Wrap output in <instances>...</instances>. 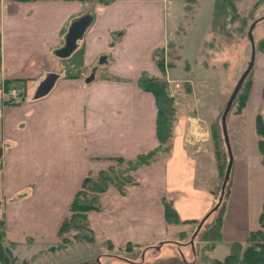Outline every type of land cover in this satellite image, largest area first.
I'll use <instances>...</instances> for the list:
<instances>
[{"label": "crops", "instance_id": "1", "mask_svg": "<svg viewBox=\"0 0 264 264\" xmlns=\"http://www.w3.org/2000/svg\"><path fill=\"white\" fill-rule=\"evenodd\" d=\"M168 4L169 0H111L95 6L87 0H0V81L24 95L16 102L0 95V220L2 241L12 256L24 258L21 252L30 247L39 253L42 239L57 237L88 173L158 146L155 99L138 86V78L143 73L174 81L184 70L174 63L164 74L153 55L165 33ZM86 13L88 24L69 54L60 57L56 52L65 44L69 28ZM262 57L264 52L258 57L264 61ZM75 61L77 71L71 68ZM65 69L73 73L66 76ZM257 73L243 108L245 135L236 144L239 154L231 159L221 239L207 257L217 248L227 254L231 242L245 245L248 233L258 227L264 165L254 116L260 115L264 125V69ZM47 77L52 82L40 94ZM249 113L252 121H247ZM185 125L186 119L178 120L172 128L163 157L132 172L136 185L124 194L112 186L98 194L99 208L87 211L86 220L99 247L137 243L143 245L136 248L141 260L149 244L159 242L160 249L162 241L186 233L191 225L167 224L163 197L180 221L200 220L213 205L216 188L200 182L199 156L190 155L182 140ZM99 254L110 264L113 259H120L117 264L136 262Z\"/></svg>", "mask_w": 264, "mask_h": 264}, {"label": "rangeland", "instance_id": "2", "mask_svg": "<svg viewBox=\"0 0 264 264\" xmlns=\"http://www.w3.org/2000/svg\"><path fill=\"white\" fill-rule=\"evenodd\" d=\"M105 1L108 0H87V4L95 6ZM211 4V0H169L166 10V29L156 53L160 56L164 74L174 63L177 69L184 68L183 71H180V78L174 77V81H168L162 76L167 85V95L171 98V133L178 120L186 119L194 125L197 121V124L202 127L204 137L195 138L196 141L189 143L186 149L190 155L199 156L198 164L202 170L200 182L220 188L226 152L220 137L217 141L212 138V127L218 128L225 102L250 59L251 45L247 30L250 23L258 19L260 20L251 29L252 44L255 48L253 59L255 65L252 64L247 92L253 78L256 79L259 69H264L262 66L264 61L258 58L264 52V49L258 47L259 42L264 39V18H261L264 17V0H237L235 2L237 15L233 19L227 20L224 28H219L222 29L219 31H210L209 29ZM84 16L90 17L88 13ZM178 59H182L180 64L183 65L178 63ZM243 87L240 91L244 90ZM23 96L22 93V99ZM237 104L236 99L225 115L226 134L231 157L234 156V158L239 154L236 146L237 141L240 140L241 135H245L242 126L245 121L243 113L245 106L235 113ZM250 115L252 114L249 113L247 121H252ZM200 132L201 129L198 127L197 134H194L200 137ZM241 141H243L242 136ZM164 155V151L158 150L153 158L156 156L161 158ZM143 165L145 164L137 162L116 163L112 166V175H117L115 177L119 178L125 177L137 183L132 172ZM128 188H132V186ZM195 228L196 224L187 225L186 233L180 231L175 234V239L162 241L160 249L157 248L159 242L154 241L141 255L144 256L141 260L140 250H136V248L143 247V245L125 243V245L113 247L110 243H103L102 247H99L100 245L93 239L89 242L76 239L70 229L56 238L42 239L39 253H36L37 249L30 247L26 252H21L24 258H16L8 251V262L9 264H99L100 262L110 264L109 260H103L102 255L99 254L102 252L110 253L113 257H130V260L136 261L134 264H175V262H191L193 260L198 264H205L208 259L203 258V255L207 257V251L203 252L204 254L198 251L202 245L197 242L198 235L192 237L193 245L189 244ZM77 235L87 237L89 234L82 232ZM62 237H65V242L62 241ZM173 241H177L179 245L176 246L172 243ZM1 242L7 249L8 245L4 239ZM192 247H195V257ZM225 254L217 248L210 252L209 258L220 259ZM29 257L30 259L27 261ZM111 261L113 264H117L120 259Z\"/></svg>", "mask_w": 264, "mask_h": 264}, {"label": "trees", "instance_id": "3", "mask_svg": "<svg viewBox=\"0 0 264 264\" xmlns=\"http://www.w3.org/2000/svg\"><path fill=\"white\" fill-rule=\"evenodd\" d=\"M111 0L105 1L102 4H106ZM192 1V0H185ZM211 13L209 20V29L210 31H219L222 30L225 26V23L229 19H233L236 15V7L235 2L237 0H211ZM262 19L264 17H261ZM260 20V19H258ZM257 20V21H258ZM256 21V22H257ZM223 27V28H222ZM222 28V29H219ZM259 48L264 49V39L261 40L258 44ZM255 50V48H254ZM157 51L153 52V55L158 57L156 63L162 71L160 56L157 55ZM71 68L79 70L77 67V61L71 64ZM252 66L248 70V72L243 77L237 91L233 99L231 100L230 106L237 99L238 104L235 108V113H238L246 103V98L248 95L247 87L250 84V71ZM65 75L70 76L73 72L66 70ZM7 86V83L5 84ZM138 86L150 92L155 99L156 103V121H155V132L156 139L158 142V146L154 149L147 151L146 153L139 154L131 159H122L117 158L116 163L121 162H137L141 164H146L149 159H152L154 154L158 151L166 152L168 150V142L171 137V119H172V111H171V98L167 95V85L165 80L162 77H153L148 76L146 74H141L138 78ZM244 86V87H243ZM243 87L244 90L240 91ZM250 88V87H249ZM23 93V90H20ZM230 108V107H229ZM229 110V109H228ZM254 127L257 135V148L259 154L262 156V164L264 165V125L261 120L260 115L256 114L254 118ZM212 138L214 141L219 140V137L224 145V149L226 152V162L224 166L227 165L228 153L225 146L223 133L221 130V126L215 129V126L212 127L211 132ZM167 144V145H166ZM230 172V171H229ZM224 173V172H223ZM117 176V175H115ZM112 175V167L107 168L106 170H99L95 174L88 173L82 180L80 187L74 194L69 206L66 215L64 216L58 230L57 236H61L63 233L72 229L73 236H76V239L84 240V241H92V233L88 226L86 220V212L90 210H98V194L106 190L109 186H112L118 190L120 194H124L126 189L129 186L136 185L133 180H128L125 177L119 178ZM229 178V177H228ZM219 188L217 187L214 191L215 200L213 205L207 211V213L200 220H187L180 221L177 218V215L171 206L170 202L166 198H162V204L164 209V220L167 224H179V223H189L196 224V226L200 223L199 228L195 233V237L198 235L197 242L202 245L199 248V252L209 251L216 242L221 239V220L222 214L224 211V199L228 194V179L224 186V191L221 200L218 202L217 198L219 195ZM205 225V226H204ZM203 228V229H202ZM264 194H263V203L262 209L258 217V227L254 230H251L247 238L245 240V245H242L239 242H231L229 245V250L227 254H225L221 259L209 258L203 255V258H207V262L205 264H264ZM88 233L87 237L78 236L77 233ZM182 233V232H181ZM180 233V234H181ZM4 235L2 228V221L0 220V264H9V252L2 245V237ZM62 241L65 242V237L61 238ZM166 242V241H165ZM193 245V242H192ZM193 255L195 257V247L193 248ZM204 254V253H203ZM174 264V263H172ZM175 264H198L195 260L191 262H175Z\"/></svg>", "mask_w": 264, "mask_h": 264}, {"label": "water", "instance_id": "4", "mask_svg": "<svg viewBox=\"0 0 264 264\" xmlns=\"http://www.w3.org/2000/svg\"><path fill=\"white\" fill-rule=\"evenodd\" d=\"M89 17L88 16H83L81 17L79 20H77L75 23H73L71 25V27L69 28L67 37H66V41L65 44L59 48L57 50V55H59L60 57H64L67 56L69 54V52L71 51L72 47H73V42L74 40L80 36V34L83 32V30L85 29L86 25L89 22ZM257 20H254L252 23H250L249 28L247 30V36L249 38L250 41V45H251V55H250V59L245 67V69L243 70V72L241 73L240 77L238 78V80L235 83V86L233 87L227 101L225 102L224 108L222 110L221 113V117H220V126H221V130L223 133V138H224V142H225V146L227 149V153H228V160H227V165L225 167L222 179H221V183H220V190H219V195L217 198V201L219 202L222 198L223 195V191H224V186L226 184V181L229 177V171H230V165H231V153H230V147H229V143H228V138H227V134H226V128H225V115L230 107V103L231 100L233 99L235 92L237 91L241 81L243 80V77L245 76V74L248 72V70L250 69V67L253 64V59H254V47L252 44V39H251V29L254 27L255 23ZM52 79L47 77L45 79L44 84L41 87V91L40 94L45 93V91L48 89L49 85L51 84ZM200 223L196 226L195 230L193 231L192 235H191V239L189 241V244H192V237L195 235L197 229L199 228Z\"/></svg>", "mask_w": 264, "mask_h": 264}, {"label": "built area", "instance_id": "5", "mask_svg": "<svg viewBox=\"0 0 264 264\" xmlns=\"http://www.w3.org/2000/svg\"><path fill=\"white\" fill-rule=\"evenodd\" d=\"M0 95L6 99H8L10 102H16V101H21L22 99V92L15 87L12 86H5V84L0 81ZM198 127L201 129V132L199 133L201 136H197L194 133L197 134L196 129H198ZM203 138L204 137V132L202 130V127L199 126V124H192L191 122L186 121V125H185V131L183 133L182 136V140L185 144H189V143H193V141L195 138Z\"/></svg>", "mask_w": 264, "mask_h": 264}, {"label": "bare ground", "instance_id": "6", "mask_svg": "<svg viewBox=\"0 0 264 264\" xmlns=\"http://www.w3.org/2000/svg\"><path fill=\"white\" fill-rule=\"evenodd\" d=\"M198 130V129H197Z\"/></svg>", "mask_w": 264, "mask_h": 264}]
</instances>
